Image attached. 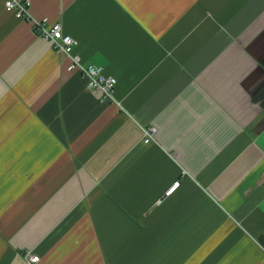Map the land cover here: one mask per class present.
Here are the masks:
<instances>
[{
	"label": "crops",
	"instance_id": "crops-1",
	"mask_svg": "<svg viewBox=\"0 0 264 264\" xmlns=\"http://www.w3.org/2000/svg\"><path fill=\"white\" fill-rule=\"evenodd\" d=\"M29 13L114 77V102L0 0V264H264V0Z\"/></svg>",
	"mask_w": 264,
	"mask_h": 264
},
{
	"label": "built area",
	"instance_id": "built-area-1",
	"mask_svg": "<svg viewBox=\"0 0 264 264\" xmlns=\"http://www.w3.org/2000/svg\"><path fill=\"white\" fill-rule=\"evenodd\" d=\"M4 10L10 11L13 15L30 24L34 33L48 41L50 48L57 55L68 60L65 69L68 72H76L85 83V89L89 91L100 103L114 102L113 92L115 79L111 75L104 74L101 66L94 64H83L73 52L76 41L67 34H64L59 21H48L45 18L34 19L30 16V0H1ZM153 128L142 129L144 141L152 139ZM177 186L174 183L165 194H169ZM23 264H41L39 257L31 252L22 255Z\"/></svg>",
	"mask_w": 264,
	"mask_h": 264
},
{
	"label": "trees",
	"instance_id": "trees-1",
	"mask_svg": "<svg viewBox=\"0 0 264 264\" xmlns=\"http://www.w3.org/2000/svg\"><path fill=\"white\" fill-rule=\"evenodd\" d=\"M260 66L264 70V59L260 62ZM252 100L257 102L260 106H264V84L252 95Z\"/></svg>",
	"mask_w": 264,
	"mask_h": 264
}]
</instances>
